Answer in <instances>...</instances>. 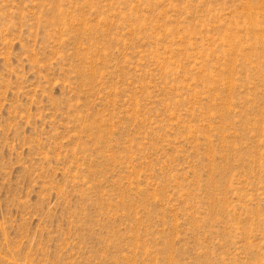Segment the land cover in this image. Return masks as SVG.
Listing matches in <instances>:
<instances>
[{
  "label": "rangeland",
  "instance_id": "374dc122",
  "mask_svg": "<svg viewBox=\"0 0 264 264\" xmlns=\"http://www.w3.org/2000/svg\"><path fill=\"white\" fill-rule=\"evenodd\" d=\"M0 264H264V0H0Z\"/></svg>",
  "mask_w": 264,
  "mask_h": 264
}]
</instances>
